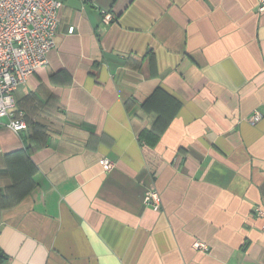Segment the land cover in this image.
Wrapping results in <instances>:
<instances>
[{
  "label": "crops",
  "instance_id": "0c3cea01",
  "mask_svg": "<svg viewBox=\"0 0 264 264\" xmlns=\"http://www.w3.org/2000/svg\"><path fill=\"white\" fill-rule=\"evenodd\" d=\"M59 1L54 46L0 119L4 264H264L258 0Z\"/></svg>",
  "mask_w": 264,
  "mask_h": 264
},
{
  "label": "built area",
  "instance_id": "2783aa9c",
  "mask_svg": "<svg viewBox=\"0 0 264 264\" xmlns=\"http://www.w3.org/2000/svg\"><path fill=\"white\" fill-rule=\"evenodd\" d=\"M60 6L59 0H0V119L11 115L16 107V86L45 63L48 52L53 48ZM257 10L264 11V0H258ZM112 19L111 12L103 11V23L109 24ZM73 30L74 26H69L68 32ZM260 117V112L255 110L248 119L255 123ZM7 125L14 131L26 128L21 115L12 116ZM101 162L105 171L113 167L108 158H103ZM143 202L158 210L160 196L157 190L147 189ZM254 214L262 218L264 230V209L257 205ZM193 246L206 249L197 240Z\"/></svg>",
  "mask_w": 264,
  "mask_h": 264
},
{
  "label": "trees",
  "instance_id": "16d2710c",
  "mask_svg": "<svg viewBox=\"0 0 264 264\" xmlns=\"http://www.w3.org/2000/svg\"><path fill=\"white\" fill-rule=\"evenodd\" d=\"M147 103H148V100H146L144 102L143 107H146ZM161 115H159L158 119L161 120V127H164L173 114H170V116L167 118H162ZM159 134L160 133L155 132L154 129L142 130L138 134V138H139V140H142L145 145H151L152 146L156 142V140L158 139ZM7 258H8L7 254L0 247V264H4L5 261L7 260Z\"/></svg>",
  "mask_w": 264,
  "mask_h": 264
}]
</instances>
